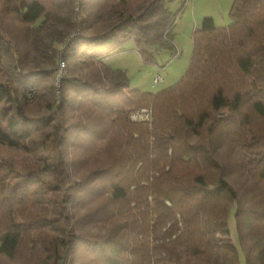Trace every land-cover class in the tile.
Here are the masks:
<instances>
[{
	"label": "trees",
	"instance_id": "1",
	"mask_svg": "<svg viewBox=\"0 0 264 264\" xmlns=\"http://www.w3.org/2000/svg\"><path fill=\"white\" fill-rule=\"evenodd\" d=\"M176 17L166 0H0V147L32 156L9 185L19 168L0 155L2 259L264 264V0H234L225 27L205 18L178 83L131 89L106 59L171 48Z\"/></svg>",
	"mask_w": 264,
	"mask_h": 264
},
{
	"label": "rangeland",
	"instance_id": "2",
	"mask_svg": "<svg viewBox=\"0 0 264 264\" xmlns=\"http://www.w3.org/2000/svg\"><path fill=\"white\" fill-rule=\"evenodd\" d=\"M233 1L234 0H166L167 9L171 13L177 14L170 33L172 47L163 46L160 48L159 43L155 41L156 43L154 42L152 47L154 50H150L144 48V46L137 45L135 42H130L122 52L114 54L106 59V65L114 72L124 74L129 81L131 89H140L146 92H159L175 85L186 74L190 65L193 51L192 36L194 31L202 26V22L205 18H212L217 27L230 25L232 22L230 18V10ZM59 15H63V9L60 10ZM36 26H38V24ZM8 29L12 37L16 39L15 44L19 45L21 48L25 47V41L21 42V39L26 40V38L23 37L24 31L21 28H16L15 25ZM41 35L42 37L44 36L45 40L44 48L41 49V52H39L38 49H35V51L32 52L33 55L31 58L34 60L35 64H42L41 66L44 67L46 66L45 62L47 60L45 57L41 56L40 53L46 55V52L49 53V51H53L51 43L53 37L52 35L47 36L48 30H42ZM140 50L144 51L143 54H140ZM58 62L55 71L59 72L58 74L61 77L66 70V65H64L63 59L60 56ZM76 72L79 73L77 69ZM112 76L114 77V73H112ZM157 76H160L162 80L154 85V79ZM42 79H44V76ZM49 83L50 81L45 79L40 85L42 84L43 89ZM57 86L59 87L58 83L56 84V87ZM32 110L35 111L34 108H32ZM142 110H145V108ZM0 155L4 156L7 160H10L14 167L19 168L14 171V175L9 179V185H17V181H21L18 180V178L23 179L24 167L30 165L29 161L32 159V156L26 155L22 159V156L18 151L4 147H0ZM33 158L35 157L33 156ZM22 181L23 184H26L29 188L39 186L36 182L30 181L25 183L24 180ZM18 197L22 198L25 196H22L21 192H18L17 198ZM230 225L233 234L232 237L237 243L238 236L233 217L230 219ZM96 231L101 232L99 228H97ZM42 235L48 237L50 236V233L47 231L44 234L42 233ZM78 247L76 255L82 256L83 259L85 255L90 256L89 252L86 251L89 250L88 248L80 245ZM22 253V257H25V252L23 251ZM0 264L18 263H11L0 257Z\"/></svg>",
	"mask_w": 264,
	"mask_h": 264
},
{
	"label": "built area",
	"instance_id": "3",
	"mask_svg": "<svg viewBox=\"0 0 264 264\" xmlns=\"http://www.w3.org/2000/svg\"><path fill=\"white\" fill-rule=\"evenodd\" d=\"M162 80V78L160 76H157L154 79V85H156L157 83H159ZM150 119V114L147 110H142L138 113H135L132 116V120L136 121V122H144V121H148Z\"/></svg>",
	"mask_w": 264,
	"mask_h": 264
},
{
	"label": "crops",
	"instance_id": "4",
	"mask_svg": "<svg viewBox=\"0 0 264 264\" xmlns=\"http://www.w3.org/2000/svg\"><path fill=\"white\" fill-rule=\"evenodd\" d=\"M218 1V0H217Z\"/></svg>",
	"mask_w": 264,
	"mask_h": 264
}]
</instances>
